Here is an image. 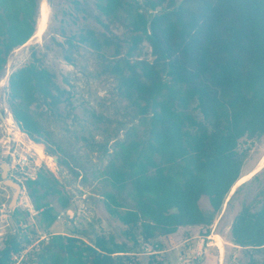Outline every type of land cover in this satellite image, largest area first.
Returning a JSON list of instances; mask_svg holds the SVG:
<instances>
[{
    "label": "trees",
    "instance_id": "16d2710c",
    "mask_svg": "<svg viewBox=\"0 0 264 264\" xmlns=\"http://www.w3.org/2000/svg\"><path fill=\"white\" fill-rule=\"evenodd\" d=\"M92 3L104 31L87 28L67 43L77 39L98 53L101 73L114 79L136 119L114 140L102 170L111 187L103 193L105 208L127 227L132 244L112 235L86 242L51 232L38 241L32 264H163L158 252L182 242L189 229L203 239L210 234L250 144L264 135V0ZM36 16L37 0H0V71L9 52L32 35ZM144 43L150 58L142 55ZM60 93L53 72L35 62L9 74L7 106L29 139L40 142L44 131L32 105H56ZM22 186L37 222L49 229L56 221L52 200L60 210L68 205L57 178L39 168ZM201 196L209 212L199 207ZM12 215L20 230V213ZM230 236L247 264H264V203L253 211L242 207ZM139 241L155 252L141 255ZM31 243L15 231L0 236V264H13L12 255Z\"/></svg>",
    "mask_w": 264,
    "mask_h": 264
},
{
    "label": "rangeland",
    "instance_id": "374dc122",
    "mask_svg": "<svg viewBox=\"0 0 264 264\" xmlns=\"http://www.w3.org/2000/svg\"><path fill=\"white\" fill-rule=\"evenodd\" d=\"M42 1L46 3V11L41 25ZM93 14L92 0H37L32 35L9 52L0 71V164L8 166L5 176L22 185L26 177H34L43 168L57 178L68 201L67 207L60 210L56 200H52L56 221L46 229L37 222L24 187L17 191L15 202L9 204L12 188L0 177V236L15 231L20 240L27 238L32 242L14 260L17 264H32L38 241L47 239L51 232L75 233L86 242L100 234L112 235L117 242L132 244L127 227L105 208L103 193L111 187L102 170L114 140L122 138L136 119L118 97L114 79L101 73L98 53L77 39H72V46L67 43L68 38L87 28L97 34L104 31ZM111 51L107 49L104 54ZM142 55L150 58L146 43ZM29 62L51 70L61 90L56 105L40 103L31 107L44 128L40 142L16 130L7 106L8 76ZM189 110L200 118L194 105ZM122 198L130 203L126 191ZM263 203L264 135L250 144L239 178L214 215L210 234L203 239L189 229L182 242L169 248L164 246L158 252L159 258L163 264H247L248 255L231 242L230 224L242 207L248 206L253 211ZM198 204L204 212L211 209L206 196H201ZM14 209L20 213L17 225L20 230L13 219ZM133 233L137 236L136 230ZM136 248L141 255L153 250L151 243L140 241Z\"/></svg>",
    "mask_w": 264,
    "mask_h": 264
},
{
    "label": "water",
    "instance_id": "95a60500",
    "mask_svg": "<svg viewBox=\"0 0 264 264\" xmlns=\"http://www.w3.org/2000/svg\"><path fill=\"white\" fill-rule=\"evenodd\" d=\"M7 168L8 166L6 163L0 164V177L2 178V181L6 186L12 188V196H11L9 204H13L18 195L17 191H21L22 185L19 182H16L15 180H13L12 178H7L5 176L6 174L5 171L7 170Z\"/></svg>",
    "mask_w": 264,
    "mask_h": 264
},
{
    "label": "bare ground",
    "instance_id": "6f19581e",
    "mask_svg": "<svg viewBox=\"0 0 264 264\" xmlns=\"http://www.w3.org/2000/svg\"><path fill=\"white\" fill-rule=\"evenodd\" d=\"M41 11H42V15H41V23L40 24L42 25L44 17H45V11H46V3L44 1H42V3H41ZM41 25H40L39 29L41 28ZM39 156L42 157L41 155H39ZM239 181H242V179H240Z\"/></svg>",
    "mask_w": 264,
    "mask_h": 264
},
{
    "label": "built area",
    "instance_id": "2783aa9c",
    "mask_svg": "<svg viewBox=\"0 0 264 264\" xmlns=\"http://www.w3.org/2000/svg\"><path fill=\"white\" fill-rule=\"evenodd\" d=\"M15 126H16V127H15L16 130H17L18 132H20L19 127L17 126V124H15ZM8 153H9V152H8ZM10 156H11V158L13 157L12 153H10ZM23 159H24V158H23ZM23 161H24V160H23ZM23 161H22V162H23ZM22 188H23V186H22ZM152 252H155V251L151 249V250L149 251V253H152ZM18 256H19V255H12L13 264H17V263L14 262V260H15Z\"/></svg>",
    "mask_w": 264,
    "mask_h": 264
}]
</instances>
